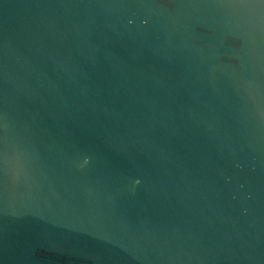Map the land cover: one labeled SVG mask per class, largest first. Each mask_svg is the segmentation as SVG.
I'll return each mask as SVG.
<instances>
[{
	"label": "water",
	"instance_id": "obj_1",
	"mask_svg": "<svg viewBox=\"0 0 264 264\" xmlns=\"http://www.w3.org/2000/svg\"><path fill=\"white\" fill-rule=\"evenodd\" d=\"M0 264H264V0H0Z\"/></svg>",
	"mask_w": 264,
	"mask_h": 264
}]
</instances>
